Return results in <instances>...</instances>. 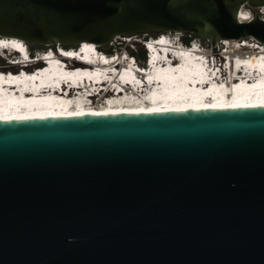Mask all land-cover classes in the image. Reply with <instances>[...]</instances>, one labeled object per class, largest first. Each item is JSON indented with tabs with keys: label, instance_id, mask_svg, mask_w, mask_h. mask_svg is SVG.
<instances>
[{
	"label": "water",
	"instance_id": "obj_1",
	"mask_svg": "<svg viewBox=\"0 0 264 264\" xmlns=\"http://www.w3.org/2000/svg\"><path fill=\"white\" fill-rule=\"evenodd\" d=\"M246 7L264 0H0V39L264 46ZM0 264H264V110L0 122Z\"/></svg>",
	"mask_w": 264,
	"mask_h": 264
},
{
	"label": "bare ground",
	"instance_id": "obj_2",
	"mask_svg": "<svg viewBox=\"0 0 264 264\" xmlns=\"http://www.w3.org/2000/svg\"><path fill=\"white\" fill-rule=\"evenodd\" d=\"M240 19L245 20L244 17L248 16L245 14L244 10L241 12ZM160 37V36H158ZM0 50H13L14 46L16 44H13V42H9L6 40H0ZM247 41V40H245ZM252 42V41H251ZM222 43H225L229 45L230 47L235 46L240 43V41L235 40H223L221 42L217 43V48L222 45ZM6 45V46H5ZM217 54L218 51H217ZM255 63H252L254 65ZM158 77V75H157ZM185 80V78H184ZM264 80V79H263ZM236 83V82H235ZM27 86V83L24 84ZM105 83L102 84L104 86ZM214 86H211L209 93L212 94L214 97L213 100L207 99V97H203L200 100H196L192 97H198V93L195 90H192L191 92H187L182 88V83H177L176 87L177 90H171L168 88L165 89V92H169L171 94L170 98H166L165 95L162 93L156 91L154 94V98L151 101L148 102L147 98H138L134 94H129L125 92L124 97H122V93L118 95V98L113 100L108 105H100L95 106L94 104H89L88 107H84L82 105H78L80 101H65V100H51L48 97L47 99H40L38 97L34 98H18V97H5L3 98L0 95V115H38V114H52L56 115L59 114L61 117H66L68 113H75V112H84V113H92V112H117L119 114H131L133 112L139 111L140 109H148L152 107H160L163 108L165 106H181L185 104H211V103H230L233 99L237 101H253L258 102L261 99H264V82H261L259 85H256V87H251L248 83V85L236 87L238 88V91L236 88H234L235 91V97L232 96V90L231 93L228 89H225L226 86L229 87L226 83L221 82H215L213 83ZM223 85V87H221ZM2 84L0 85V91L3 92ZM208 88L205 87L204 89ZM170 89V90H169ZM124 92V91H123ZM201 93H204V90H200ZM240 92H243V95H241ZM249 93V94H248ZM194 95V96H191ZM183 96H186V98H183ZM190 96V98H188ZM92 101V100H91ZM170 101V102H168ZM41 106H47V108H41ZM35 107V109H34ZM72 107V108H70Z\"/></svg>",
	"mask_w": 264,
	"mask_h": 264
},
{
	"label": "snow or ice",
	"instance_id": "obj_3",
	"mask_svg": "<svg viewBox=\"0 0 264 264\" xmlns=\"http://www.w3.org/2000/svg\"><path fill=\"white\" fill-rule=\"evenodd\" d=\"M260 19H264V17H256ZM245 20L251 21L255 19L254 17L245 16ZM163 43V38L159 41ZM15 44V42H13ZM6 46V45H5ZM66 55L71 56V53H66ZM261 59H264L262 57ZM261 70L264 71V64L261 65ZM4 73H0V76H3ZM10 75V73H8ZM23 75V73H21ZM149 82H151V78L149 77ZM223 87V85H221ZM236 87V86H234ZM251 87H256V85H251ZM260 109L264 110V99H261L258 102L253 101H237L235 99L232 100L230 103H211V104H185L181 106H165L163 108L160 107H152L148 109H140L139 111L133 112L131 114L140 115V114H160V113H187L189 111H227V110H255ZM117 112H92V113H84V112H75V113H68L66 117H61L59 114L52 115H0V122L4 123H12V122H28V121H35V120H47L49 118L59 119V118H72V117H82L85 115L91 116H109V115H118Z\"/></svg>",
	"mask_w": 264,
	"mask_h": 264
},
{
	"label": "rangeland",
	"instance_id": "obj_4",
	"mask_svg": "<svg viewBox=\"0 0 264 264\" xmlns=\"http://www.w3.org/2000/svg\"><path fill=\"white\" fill-rule=\"evenodd\" d=\"M124 39L125 40H130V41L123 42ZM143 41H144V38H138V37H135V38H123V37H121V38L115 39L108 46L109 47H114L116 50H120L119 48H127L128 49V52H131L132 53L133 50H135V52L137 53V52H140V50L143 48L142 43H140V42H143ZM248 41H250V40H248ZM202 42L205 43L203 45H205V48H207V52L212 53L213 52V49H212L210 43H207L206 41H202ZM54 49H56V47ZM217 50H218V48H217Z\"/></svg>",
	"mask_w": 264,
	"mask_h": 264
},
{
	"label": "trees",
	"instance_id": "obj_5",
	"mask_svg": "<svg viewBox=\"0 0 264 264\" xmlns=\"http://www.w3.org/2000/svg\"><path fill=\"white\" fill-rule=\"evenodd\" d=\"M156 37H158V36H142V37H138V38H144V40H147V39L156 38ZM182 39L186 44H190L192 41L196 40L194 37H189V35H187V34H184ZM28 48L30 49V51L33 54L37 53V52H42V51L48 50L47 47H43V46H28ZM63 48L76 49V48H78V46H66ZM99 48H101L102 50L109 52V53H112L114 50L117 51L114 47H109L108 45L102 46ZM119 49H122V48H119ZM137 54H138L137 56L139 58L144 59V49L143 48L140 50V52H137Z\"/></svg>",
	"mask_w": 264,
	"mask_h": 264
},
{
	"label": "clouds",
	"instance_id": "obj_6",
	"mask_svg": "<svg viewBox=\"0 0 264 264\" xmlns=\"http://www.w3.org/2000/svg\"><path fill=\"white\" fill-rule=\"evenodd\" d=\"M169 35H171V36H173V38H175L176 39V43H178V44H181V43H183L184 41H183V39H182V37H183V35H180V34H169ZM1 40V39H0ZM250 41H252V40H250ZM250 41H247V42H250ZM10 42V41H9ZM14 42H19V41H14ZM195 44H200V45H203V43H202V41H199V40H194L193 41ZM252 42H254V41H252ZM23 43V42H22ZM254 43H256V42H254ZM23 44H25V43H23ZM26 45V44H25ZM83 45V44H82ZM204 47H205V45H203ZM28 47V46H27ZM122 51H127L128 49L127 48H122L121 49ZM160 93H162L163 95H165L166 96V98H170L171 97V94L169 93V92H165L164 90L162 91V92H160ZM155 95V94H154Z\"/></svg>",
	"mask_w": 264,
	"mask_h": 264
},
{
	"label": "built area",
	"instance_id": "obj_7",
	"mask_svg": "<svg viewBox=\"0 0 264 264\" xmlns=\"http://www.w3.org/2000/svg\"><path fill=\"white\" fill-rule=\"evenodd\" d=\"M243 10H244L245 14H247L249 17H254L255 12L259 13L260 17H264V7L263 8L256 9V10H251V9H249V8L246 7V8H243L242 10H240V12H239V17L238 18H239V20L241 22H249L247 20L240 19V17L242 16L241 15V12Z\"/></svg>",
	"mask_w": 264,
	"mask_h": 264
},
{
	"label": "flooded vegetation",
	"instance_id": "obj_8",
	"mask_svg": "<svg viewBox=\"0 0 264 264\" xmlns=\"http://www.w3.org/2000/svg\"><path fill=\"white\" fill-rule=\"evenodd\" d=\"M203 43V42H202ZM203 44H205V43H203Z\"/></svg>",
	"mask_w": 264,
	"mask_h": 264
}]
</instances>
